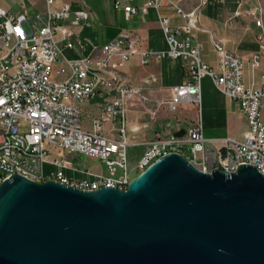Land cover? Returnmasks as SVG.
Listing matches in <instances>:
<instances>
[{
  "label": "built area",
  "instance_id": "obj_1",
  "mask_svg": "<svg viewBox=\"0 0 264 264\" xmlns=\"http://www.w3.org/2000/svg\"><path fill=\"white\" fill-rule=\"evenodd\" d=\"M112 1L129 20L155 8L168 47L143 46L140 37L128 30L97 45L75 29L91 16L90 9L73 10L67 1L45 0L47 17L44 20L37 15L39 25L30 21L26 12L13 14L0 2V183L19 174L33 181L55 180L82 190H126L150 164L170 153L184 155L205 173L219 170L232 174L241 165H252L264 174V70L259 86L254 81L247 85L243 59L217 40V66L204 62L203 43L195 31L199 29L201 8L211 0H198L190 10L176 0H146L142 5H137V0ZM164 4L176 9L182 18L180 25H172L162 13ZM244 13L264 28L260 0H241L235 17ZM259 41L260 49L252 56L253 70L264 63V32ZM88 47L91 52L80 57L70 58L65 53L66 49L83 52ZM135 57L142 65L180 58L186 79L169 89V97L154 103L147 91L158 83V76L152 73L137 85L125 74L126 65ZM54 73L64 77L57 79ZM206 76L246 115L248 129L243 138L226 137L218 144L216 139L204 136L201 93ZM98 95L103 97L101 116L95 117L92 128L87 129L81 104ZM135 105L144 114L140 121L146 111L155 118L161 107L175 115L190 105L195 116L187 126H183L184 118L174 119L173 131L184 128L182 136L160 131L148 138L138 134L139 125H129L128 110ZM106 122L111 123L109 132L113 136L106 133ZM82 155L105 162L110 174L73 165L71 158ZM46 164L56 169L47 171ZM119 169L122 174L117 176Z\"/></svg>",
  "mask_w": 264,
  "mask_h": 264
},
{
  "label": "water",
  "instance_id": "obj_2",
  "mask_svg": "<svg viewBox=\"0 0 264 264\" xmlns=\"http://www.w3.org/2000/svg\"><path fill=\"white\" fill-rule=\"evenodd\" d=\"M0 264H264V174L205 173L180 153L126 190L14 174L0 183Z\"/></svg>",
  "mask_w": 264,
  "mask_h": 264
},
{
  "label": "crops",
  "instance_id": "obj_3",
  "mask_svg": "<svg viewBox=\"0 0 264 264\" xmlns=\"http://www.w3.org/2000/svg\"><path fill=\"white\" fill-rule=\"evenodd\" d=\"M42 1L43 6L36 9L37 11L35 12V15L29 13L26 8L24 11H15L13 9H8L5 5L1 4L13 14L26 12L30 21L39 25L41 23L37 21V15L40 14L44 20L47 17L46 3L45 0ZM63 1L71 3L73 10L81 9L83 7L90 9L92 13L91 16L75 27L76 31L79 32L82 38H91L95 44L103 45L120 33L121 30L118 25L119 20L115 19L117 24H114L115 22H108L107 18L109 11L106 10V23H103V26L106 28V41L101 44L92 36V29L94 28L92 22H95V20L101 17L105 18V13H96L93 8L86 5L84 2L85 0ZM145 1L146 0H137V5H142ZM176 1H178L186 10H190L198 4V0ZM240 1L241 0H211L207 5L201 8L199 29L195 31V34L197 39L203 43L201 56L204 62L211 67L217 66L219 56L214 46V40L221 41L227 50L236 53L243 59L245 83L250 85L254 81V84L259 86L260 75L264 70V63H262L260 69L253 70L251 62L253 54L260 49L259 36L264 32V28L258 26L254 18L245 13L241 16L235 17ZM260 1L264 9V0ZM161 11L164 15L170 18L172 25H180L182 23V18L178 15L174 7L164 4ZM116 14L117 18L118 14L126 18L125 13L122 10H117ZM133 19L137 20L135 28L128 31H132L138 35L143 46L152 49H166L168 47L163 29L159 22V15L155 8L151 7L147 13H140L130 20L126 18L128 21H132ZM159 36L162 37V40L159 39ZM66 51L69 52L68 54L70 58H76L89 54L91 52V47H88L83 52L75 48L66 49ZM152 73L158 76V83L151 87L147 93L154 103L169 97V89L174 85L182 84L186 79L183 61L180 58H165L160 62L142 65L139 58L135 57L125 67L126 76L137 85H141L144 79ZM201 95V117L204 136L206 138L216 139L218 144H221L222 139L226 137L237 139L243 138L245 131L248 129L246 115L242 112L240 105L236 101L227 97L216 87L210 76H206L202 80ZM102 101L103 97L98 95L81 104L83 117L86 116V121L85 123L83 122L85 128L91 129L93 119L101 116L100 104ZM166 114L170 117V122L173 125L172 129L167 128V125L164 122L161 123L162 127L157 128L156 132L166 131L168 134L173 135L175 134L173 129L176 125L173 120L175 118H184L185 123L183 126H187L190 124L191 119L193 120L195 111L190 105H185L175 115L172 113L169 114L168 112H166ZM261 114L264 118V100L261 106ZM129 125L130 127L136 125L140 126V122L137 121V118L130 117ZM104 126L106 133L113 136V134L109 132L111 123L106 122ZM137 132L144 137V128H139ZM153 136L154 135L151 137Z\"/></svg>",
  "mask_w": 264,
  "mask_h": 264
},
{
  "label": "rangeland",
  "instance_id": "obj_4",
  "mask_svg": "<svg viewBox=\"0 0 264 264\" xmlns=\"http://www.w3.org/2000/svg\"><path fill=\"white\" fill-rule=\"evenodd\" d=\"M0 2L3 5H5L8 9H13L15 11H24V9L26 8L29 13L34 14V15H35V12L37 11L36 9H38L39 7L41 8L43 6L42 0H0ZM84 2L86 3L88 7L93 8L96 11V13L97 12L105 13V18L101 17L95 20V22L94 21L92 22L94 26V28L92 29V32H93L92 36L96 41L100 42L101 44L104 41H106V28L103 26V23H106V10L109 11V15L107 18L108 22H115L114 24H117L115 19L119 20L118 25L121 30L120 32L125 31V30H133L135 28L137 20L133 19L132 21H128L126 20L125 17L120 16L119 14L117 18V14H116L117 10L114 8L112 0H85ZM159 39L162 40V37L159 36ZM65 53L67 56H69L68 51H65ZM53 77L57 79H62L64 75H57L56 73H54ZM132 107L133 108H129L128 110V117L137 118V121L138 120L140 121V119L143 118V113L137 108L136 105ZM143 120L140 121V128L141 129L144 128L145 133L143 135L144 137H148V138L151 137L152 135H155L157 128L162 127L161 123L165 122V124L167 125L166 127L169 129H172L173 127L172 123L170 122V117H168V114H166V111L164 110L163 107L159 109L157 116L155 118L151 116L149 111L148 112L146 111V116ZM85 121H86V116L83 117V122L85 123ZM173 122H175V120H173ZM115 125L117 127L120 126L119 123H116ZM57 155L62 157V153H58ZM71 160L73 162V165L81 166V167L88 166L104 174H110L108 165L105 162L101 161L100 159L82 155V156H77L76 158H71ZM131 164H133V161ZM44 168L47 171L56 169V167L51 166L49 164L44 165ZM69 173L71 175L74 174L73 171H70ZM121 174H122V170L119 169L117 172V176H120Z\"/></svg>",
  "mask_w": 264,
  "mask_h": 264
}]
</instances>
